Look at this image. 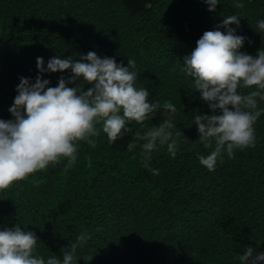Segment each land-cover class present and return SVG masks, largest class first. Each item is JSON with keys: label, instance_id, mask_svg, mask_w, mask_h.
<instances>
[{"label": "trees", "instance_id": "1", "mask_svg": "<svg viewBox=\"0 0 264 264\" xmlns=\"http://www.w3.org/2000/svg\"><path fill=\"white\" fill-rule=\"evenodd\" d=\"M243 3L237 8L221 0L209 12L202 0H0V118H12L15 87L20 77L35 78L36 57L46 66L54 55L95 51L125 65L134 58L138 85L150 100L176 105L174 131L183 134L174 158L166 145L152 154L151 168L159 169L153 175L141 163L139 145L132 151L127 145L134 132L167 118L163 109L144 128L132 122L112 144L101 131L94 148L80 142L72 167L61 161L0 191V229L17 223L32 231L45 258H62L86 231L77 264H239L244 247L264 251V114L254 125L255 146L225 154L208 171L198 156L210 149L198 140L193 116L210 110L181 71L184 55L224 16H240L239 26L230 27L247 38L241 51L264 48V31L256 26L264 0ZM61 75L71 73L42 78L55 86Z\"/></svg>", "mask_w": 264, "mask_h": 264}, {"label": "clouds", "instance_id": "2", "mask_svg": "<svg viewBox=\"0 0 264 264\" xmlns=\"http://www.w3.org/2000/svg\"><path fill=\"white\" fill-rule=\"evenodd\" d=\"M202 2L209 12L221 4V0ZM232 4L244 6L243 0H232ZM238 17L224 16L214 29L204 31L181 64L184 75L192 77L190 89L199 93L210 110L193 116L198 140L210 149L207 155L198 156L208 171L223 163L225 154L232 158L235 150L255 146L254 125L264 114V108L258 106L264 102V48L254 55L240 50L247 38L230 27L239 26ZM256 26L264 31V19ZM126 58L125 65L115 56L100 57L88 51L65 58L54 55L45 66L43 57H36L35 78L20 77L15 87L8 108L12 118H0V191L61 161L65 169L72 167L80 142L94 148V138L102 131L112 144L131 131L132 122L144 128V122L152 120L160 109L167 118L143 132H134L127 148L132 151L139 145L141 163L153 175L159 173L150 165L155 151L166 145L169 155L176 156L177 138L183 135L174 131L176 105L171 100L163 104L150 100L149 90L137 83L136 60ZM65 70L71 75H61L55 86L42 78L45 73ZM85 85L90 86L85 89ZM243 88L252 90L245 94L239 91ZM89 238L82 231L69 243V250L62 252V258H45L36 252L37 236L15 223L0 229V264H77V249ZM238 259L239 264H264V251L246 246Z\"/></svg>", "mask_w": 264, "mask_h": 264}]
</instances>
